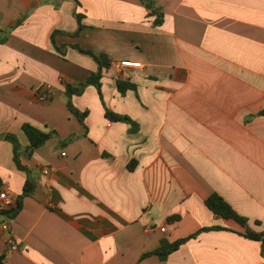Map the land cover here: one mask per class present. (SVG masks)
Returning a JSON list of instances; mask_svg holds the SVG:
<instances>
[{"label":"crops","instance_id":"0c3cea01","mask_svg":"<svg viewBox=\"0 0 264 264\" xmlns=\"http://www.w3.org/2000/svg\"><path fill=\"white\" fill-rule=\"evenodd\" d=\"M78 1L55 9L52 0H0V38L11 30L0 45V193L17 198L27 180L6 135L26 148L24 124L57 133L25 162L37 187L15 220L0 219V256L7 264H264L262 242L206 205L218 195L264 234V0H156L160 26L140 0ZM75 11L83 31L59 34L57 44L112 64L102 96L89 86L72 99L88 113L84 125L65 83L86 82L98 64L51 43L55 31H77ZM125 61L142 67L120 68ZM119 81L135 89L123 95ZM46 88L53 97L43 103ZM107 109L136 127L110 121ZM208 228L221 230L165 261L152 254L163 240Z\"/></svg>","mask_w":264,"mask_h":264},{"label":"trees","instance_id":"16d2710c","mask_svg":"<svg viewBox=\"0 0 264 264\" xmlns=\"http://www.w3.org/2000/svg\"><path fill=\"white\" fill-rule=\"evenodd\" d=\"M65 1H72L77 4V6L80 5L78 0H52V4L54 5L55 9H59L60 6ZM143 5L149 10L150 15L155 17V26H160L163 24L164 21V13L163 9L159 6H157L156 0H140ZM74 16L78 22V29L75 33H64L61 31H55L51 36V43L54 47V49L59 53L60 55L64 56V52L69 48H73L80 52L83 55L91 57L97 64H98V71L95 73H92L91 76L87 79L84 83H78V84H70L65 83V94L67 97V105L70 111L79 119V121L84 125L85 119L88 115L87 112L83 113L79 111L75 106L73 105L72 99L75 96H82L86 90L87 87L93 86L97 89L100 96H102V78L105 71L109 70L111 68V61L106 55H96L90 50L83 49L80 45H63L59 46L57 44L56 37L59 34H68L73 37H78L81 32L84 29L83 19L84 15L79 14L77 11H75ZM28 16H22L16 23V25L12 28H16L20 26ZM11 30L8 31L2 38H0V45L7 43L8 37ZM118 89L121 94H125L128 90L135 89L133 85L124 83V82H118ZM41 91L39 95H41ZM52 100V99H51ZM259 116L264 117V109L259 113ZM106 117L112 121V122H124L127 124H131L132 126L136 127V124L128 117L118 115L110 110H106ZM23 130L26 133L27 137L29 138L30 145L26 148H23L17 137L15 135L9 134L6 135L5 139L9 141L13 145V152H14V162L17 165L18 169L25 172L27 174V180L24 186L23 193L16 198V202L14 205H7L4 206L0 210V219L5 218L6 220L12 221L17 218V216L20 214L24 207V201L26 198L32 196L35 193L37 182L32 174V171L29 169V167L25 164L26 161L30 160L35 151L44 146L46 143H48L52 138L57 136L56 132H50L46 133L30 124H24ZM133 132H136V128L132 130ZM76 135H73L69 141L76 138ZM137 162L133 161L130 164V169L133 170L136 166ZM2 189V180L0 179V192ZM207 207L217 216H220L227 220H234L238 222L241 226H243L246 229V233L244 236L253 241L262 242L264 245V234L263 233H256L251 231L247 227V221L240 217L233 209L232 207L225 202L221 197L218 195L211 196L206 201ZM211 230H221V228H208L203 229L199 231L197 234L185 238L182 240H178L174 243H171L167 240H163L161 243L160 248L152 253L153 255H157L160 257L161 260L165 261L168 259V257L176 252L182 245H184L186 242H188L191 239L196 238L200 233L207 232ZM264 255V252H263ZM0 264H7L6 263V256L2 255L0 256Z\"/></svg>","mask_w":264,"mask_h":264},{"label":"built area","instance_id":"2783aa9c","mask_svg":"<svg viewBox=\"0 0 264 264\" xmlns=\"http://www.w3.org/2000/svg\"><path fill=\"white\" fill-rule=\"evenodd\" d=\"M130 68V69H140L142 67L141 63L138 62H132V61H125L120 64V68ZM53 97V91L50 88H46L42 91L41 95H39V100L43 103L51 101ZM65 155V154H63ZM0 199L4 202V206L7 205H14L16 202V198L13 196H10L9 194L2 192L0 193ZM162 232H166L165 228L161 229ZM7 248L9 252H15L19 249V245L15 238L10 234L7 237L6 240Z\"/></svg>","mask_w":264,"mask_h":264}]
</instances>
